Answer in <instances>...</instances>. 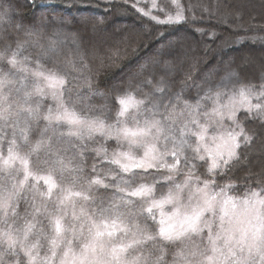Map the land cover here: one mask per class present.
<instances>
[{
	"label": "snow or ice",
	"instance_id": "snow-or-ice-1",
	"mask_svg": "<svg viewBox=\"0 0 264 264\" xmlns=\"http://www.w3.org/2000/svg\"><path fill=\"white\" fill-rule=\"evenodd\" d=\"M114 2L95 6L109 12ZM169 2L123 0L154 24H191L200 36L205 19L227 23L222 0ZM12 11L0 6V24ZM17 30L23 41L0 46V264H169L170 251V264H264V178L252 187L249 172L242 191L233 178L256 136L246 121L264 127V79L229 92V73L192 99L184 88L165 96L164 79L147 78L152 91L95 105L91 79L70 80L83 56L70 50L63 68L56 62L66 34Z\"/></svg>",
	"mask_w": 264,
	"mask_h": 264
},
{
	"label": "trees",
	"instance_id": "trees-1",
	"mask_svg": "<svg viewBox=\"0 0 264 264\" xmlns=\"http://www.w3.org/2000/svg\"><path fill=\"white\" fill-rule=\"evenodd\" d=\"M6 2L12 4L18 23L23 28H32L42 22L44 28L52 30L56 27L52 24L57 22L65 26L62 30L79 37L83 41L80 68L86 71L83 74L91 79L95 91L116 92L127 85L129 78L136 83L151 78L155 83L158 79L156 75L161 70L151 63L139 73L140 76H125L136 64L142 63L150 55L154 56L157 44L162 45L171 39L185 41L184 52L175 49L168 56L163 53L155 56L160 64L166 62L167 57H175L177 63L186 62L177 67L171 76L176 86L191 88L205 73L229 57H234L232 67L244 83H256L264 75V61L259 58L260 54H264V0H222L224 5L229 6L220 10L227 23L215 19L201 21L197 26L205 30L204 36L198 35L191 24H154L136 13L130 5H125L123 0H115L109 12L95 6L101 0H35V5L31 0H0V4ZM199 2L211 3L212 0H192L194 4ZM164 3L168 4L166 1ZM183 3L187 5L189 0H183ZM126 7L128 11L124 10ZM236 11L242 12L238 27L234 15ZM251 17H255V20L250 23ZM8 26L9 41L25 39L23 31L16 30L12 24ZM212 32H215V37L209 35ZM251 60L254 61L253 66ZM255 65L260 68H255ZM189 74L191 79H187ZM246 124L249 131H255L256 136L250 146L247 163L241 165L233 176L241 191L247 186L243 179L249 172L253 174L248 180L252 187L258 186L257 175L264 178V127L257 121L249 120Z\"/></svg>",
	"mask_w": 264,
	"mask_h": 264
},
{
	"label": "rangeland",
	"instance_id": "rangeland-1",
	"mask_svg": "<svg viewBox=\"0 0 264 264\" xmlns=\"http://www.w3.org/2000/svg\"><path fill=\"white\" fill-rule=\"evenodd\" d=\"M159 1L160 0H157V3ZM165 1L168 4H170L169 0H162V1L159 2L161 7L165 6V3H164ZM141 3L144 6L147 7V6H149L150 0H141ZM0 6H11V8L13 9V11L11 13L12 14L11 15L12 16L11 24L17 30L16 26L19 25V23H18L17 17L15 16V9L13 8L12 4L10 2H6V3H3V4H0ZM159 14L162 15V13H159ZM117 23H118V21H117ZM11 24H10V26H11ZM43 24L44 23H42V22L38 23V24H35L34 27L31 26L32 27L31 29H35L37 31H40L44 35L45 38L48 37V36H51L54 31H60L63 34H66L67 37H68V39L65 41V46L62 49V53L59 56L56 57V62L58 64H60V66L62 68H63V65H64V61H65L66 57L68 56L70 50L74 51V52H78L80 54L83 53V47H82L83 41L80 40L79 37L76 38V37L72 36L71 34H68L66 30H62V28H65V26H63L62 24H57V22H55V24H52L53 26H56L55 28H53L52 30H48L45 27L46 30H44L45 28H44ZM8 25L9 24H0V28L6 29V33H5L6 36H8V34H10ZM73 38H74L75 42H73ZM10 41L8 39L6 41H4V42L0 41V46L5 45V44H10L14 48L15 45H16V41L13 40V39H10ZM183 46H185V41H183L181 39L180 40L171 39V40L163 42L162 45L157 44L156 49L153 52L154 56L150 55L148 57V59H145L142 63L136 64L134 67H132L130 69V71L127 73V75L125 77H130V75H134V74L136 76H140L141 74H139V73H141V71H142L141 70L142 66L148 65V64L151 63V65H156V67L157 66L160 67V70H161L160 74H161V76H163L161 78H163L164 81L168 85V88L166 89V92L163 95L171 96L173 93L178 92L181 88H184L185 89L184 95L188 96V97H190L192 99H195V97H196L197 86L198 85L202 86L201 87V94L203 93V90L207 89L208 87H212L213 90H215V86L217 84H220L221 81L224 80V78L229 73H233L234 72L236 74V75L231 77V80L227 81V89H228L229 92L232 91L233 88H237L238 89L239 85L241 83H244L241 79H239L238 73L232 67V64H234L233 63V58L234 57L233 58L229 57V58H226L223 61H221L216 67H213L212 71L205 73L203 75L202 79L198 83L191 85V88H186L187 86L184 87L182 85H179V86L174 85V82L171 80V76L177 70L176 69L177 67H180V65L186 64V62L177 63L176 60L174 59L175 57H172L170 59H169V57H167L168 58L167 61L166 62H162L160 64V62H158V59L156 58L157 56H155V55L163 53V54H166V56H168V55H170L168 53H170L171 51L173 52L175 49H179L180 52H184ZM29 52H31L32 55L35 56V50L31 49V48L27 49L24 54H28ZM262 52L264 53V50ZM259 58H260L261 61H264V54H260ZM170 60H172V62H170ZM253 60H251L250 62H252ZM246 62H247V60H246ZM45 63L50 67L51 64H52V61L46 60ZM253 64H254V61L252 63V66H253ZM243 65H245V64H243ZM259 65H255V68H260ZM0 67L4 68L5 70H7V68H8V66L6 64H2V65H0ZM78 67H81L79 62H78ZM262 68L264 70V65H262ZM84 72H86V71H83V73ZM83 73L71 72L70 73V80H71V77H74V76H84ZM160 74L156 75L157 78H158L157 81H159L161 79V78H159ZM152 77H155V75L152 76ZM262 79H264V75L259 79L258 82L254 83V84H256L258 86L261 83ZM145 80L146 79H144L143 82L137 81V83H136V82L130 81V78H129L127 80V85L124 88L119 89L116 92L111 91V90H109L108 92H105V93H103L101 91H95L96 94L92 96L91 103H93L95 105H102V104L105 103V100L107 99L110 103L114 104L117 92L123 93L125 91L131 90V91L135 92L137 94V96H140V95H143V93H145V92L152 91L153 89L151 88V86H149V85H147L145 83ZM134 81H136V80H134ZM76 83H77V81L71 80V84L74 85ZM244 84H246V83H244ZM138 86H139V88H142V91H140L138 89ZM73 91H74V94H82V95L89 94V89L87 87H77V88H74ZM155 95L159 97L162 94L161 93H156ZM50 103H51L50 100L45 101V105L50 104ZM209 107H210V105H209ZM111 119L112 120L115 119V110L114 109H113V112H112ZM9 132H10V129H9ZM97 139H99V138H97ZM108 147H109L110 150H111V148H114L115 147V141H109L108 142ZM88 155L90 157V159L88 160V170L90 171L91 170L92 159L94 158V153L89 152ZM100 166L101 167H106V165H103L102 163L100 164ZM200 171L203 172L204 168L201 167ZM255 187H257V186H255ZM24 207H25L24 203L21 202V205H20L21 214H23ZM149 223H151V222L149 221ZM167 260L169 261V264H170V262L172 260V252L171 251L168 253Z\"/></svg>",
	"mask_w": 264,
	"mask_h": 264
}]
</instances>
